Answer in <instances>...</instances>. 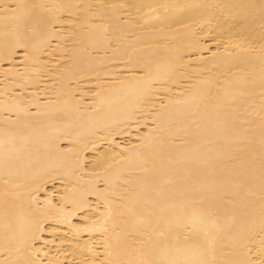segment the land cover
Returning <instances> with one entry per match:
<instances>
[{"label": "bare ground", "instance_id": "6f19581e", "mask_svg": "<svg viewBox=\"0 0 264 264\" xmlns=\"http://www.w3.org/2000/svg\"><path fill=\"white\" fill-rule=\"evenodd\" d=\"M16 2L0 0V10ZM72 2L142 7L127 10L131 24L123 40L125 54L113 56L108 51L104 60L103 51L69 59L55 39L39 52L34 50L37 41L28 42L27 57L10 53L15 42L6 41L0 27V259L16 255L14 249L2 250L6 209L17 236L25 237L22 259L33 264H79L93 258L89 244L103 259L104 237L76 231L86 223L85 215L88 223L97 217L83 209L66 214L97 185L96 190L132 195L131 190H138L145 180L158 185L171 179L169 189L177 193L172 202L184 198L180 191L195 189L187 198L211 204L208 230L226 245L222 251L218 245V259L258 260L264 239L258 187L257 195L243 200L230 175L232 165H216L210 149L194 151L208 138L204 130L217 115L234 107L230 101L237 92L245 97L236 117L247 121L244 126L258 138L264 41L259 30L244 36L222 31L217 26L220 9L208 7L249 0ZM163 5H168L167 11ZM126 53L142 59L157 77L150 89L133 79L142 75L140 71L126 70L133 67ZM203 153L213 162L205 163ZM204 185L213 187L200 191ZM12 202L24 210L23 216L13 215ZM87 203L95 207L96 197L89 195ZM61 205L63 215L58 212ZM113 258L129 256L114 249ZM131 258H140V253Z\"/></svg>", "mask_w": 264, "mask_h": 264}, {"label": "snow or ice", "instance_id": "6c2138e0", "mask_svg": "<svg viewBox=\"0 0 264 264\" xmlns=\"http://www.w3.org/2000/svg\"><path fill=\"white\" fill-rule=\"evenodd\" d=\"M140 7L142 6L128 3L18 0L15 4L2 6L0 27L3 28L5 40L15 42L9 49L10 53L21 52L27 57L28 42L37 41L34 50L39 52L50 47L55 39L57 47L69 59L74 56L94 57V54L98 55L103 51L106 55L100 59L104 60L108 51L113 56L125 54L123 40L126 29L131 24L126 13L131 8L138 10ZM162 7L167 11L168 5ZM208 7L220 9L222 18H217V26L222 31L244 36L259 30V37L264 41V0ZM225 9L228 11L225 12ZM220 42L217 40V45ZM239 46L238 44L237 47ZM69 53L72 55L69 56ZM126 54L128 61L133 64V67L126 70L130 73L140 71L142 75L133 76V79L143 84L145 90L150 89L157 77L151 74L149 66L142 59L135 58L132 53ZM260 59L264 68V43L261 44ZM261 96L264 97V76L261 77ZM244 97L243 92L232 96L230 104L234 107L217 115L215 122L204 130L208 138L203 144L197 145L194 151L210 149L215 152L216 165L231 164L230 175L237 181L236 194L243 200L249 201L257 195L258 187L260 211L264 214V105L261 108L257 138L250 127L244 126L247 121H239L236 117L243 107ZM203 154L205 163L213 162L207 159V153ZM4 166L7 172V159ZM171 184V179L158 185H149L145 180L138 190H131L132 195L119 193L115 189L110 191L108 188L96 190L97 185L91 193L84 194L81 202L75 204V210L66 215H75L76 210L83 209L84 212L91 211L97 217L88 223L89 217L85 215L86 223L83 227H77L76 231L99 232L104 237V258L101 259V253L95 252L94 246L89 244L87 251L93 254V258H85L79 264H264V239L261 240L258 260L252 257L246 261L218 259V245L221 251L226 245L220 244V238L208 230L207 222L212 215L211 204L205 206L203 198H187L188 193L196 191L195 189L180 191L184 198L179 202H172L177 193L169 189ZM211 187L213 186L204 185L199 190H210ZM89 195L96 197L95 207L87 203ZM228 203L231 204L232 200L228 199ZM12 204L13 215L23 216L24 210L15 208V202ZM64 207L61 205L58 209L62 215ZM5 219L7 222L2 250L11 253L14 249L16 255L12 259H0V264H33L19 255L26 243L25 237L23 234L17 236L7 209ZM211 223L215 224L216 219L213 218ZM10 231L12 235H9ZM110 232L115 235H110ZM129 248L132 249L130 253ZM114 249L124 252L129 258L114 259ZM135 253H140V258L132 259L131 256Z\"/></svg>", "mask_w": 264, "mask_h": 264}]
</instances>
